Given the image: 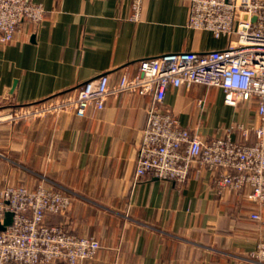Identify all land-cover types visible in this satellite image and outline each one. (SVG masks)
<instances>
[{"label":"crops","instance_id":"0c3cea01","mask_svg":"<svg viewBox=\"0 0 264 264\" xmlns=\"http://www.w3.org/2000/svg\"><path fill=\"white\" fill-rule=\"evenodd\" d=\"M35 1L45 8L43 21H24L12 42H0L2 109L72 92L101 74L115 85L145 58L228 43L189 28L187 0H142L136 19L134 0ZM150 103V96L123 93L84 116L0 123V189H35L46 179L71 192L69 213L48 221L99 239L97 254L83 264H258L249 255L264 242V204L248 199L249 185L219 193V172L198 163L184 184L135 178ZM165 105L205 139L259 123L256 102L227 105L216 86L170 87Z\"/></svg>","mask_w":264,"mask_h":264},{"label":"built area","instance_id":"2783aa9c","mask_svg":"<svg viewBox=\"0 0 264 264\" xmlns=\"http://www.w3.org/2000/svg\"><path fill=\"white\" fill-rule=\"evenodd\" d=\"M134 0V19L140 3ZM188 26L228 38L227 46L207 51H184L145 58L131 73L110 84L101 74L64 95L28 105L0 108V123H17L73 111L84 116L89 108L102 109L110 96L123 93L150 96L147 122L137 147L135 178L151 176L184 184L193 166L219 172L216 188L241 191L252 188L248 199L264 204V0H187ZM246 15V16H245ZM45 8L35 0H0V42H12L24 21L40 23ZM200 84L219 87L224 102L237 106L256 102L259 123L235 124L223 136L205 139L197 130L182 127L165 105L170 87ZM204 101H200L203 106ZM239 134L240 139L234 137ZM73 194L43 179L35 188L7 185L0 189V222L12 221L0 231V264H83L101 247L94 235L79 236L49 215H66ZM261 219L259 213L252 215ZM250 258L264 264V242Z\"/></svg>","mask_w":264,"mask_h":264},{"label":"water","instance_id":"95a60500","mask_svg":"<svg viewBox=\"0 0 264 264\" xmlns=\"http://www.w3.org/2000/svg\"><path fill=\"white\" fill-rule=\"evenodd\" d=\"M246 16V15H245ZM12 215L10 214V213H7L6 214V218H5V220H4V223H1L0 222V231L1 230H4L5 228H6V226L7 225H9L10 223H11V221H12V217H11Z\"/></svg>","mask_w":264,"mask_h":264},{"label":"trees","instance_id":"16d2710c","mask_svg":"<svg viewBox=\"0 0 264 264\" xmlns=\"http://www.w3.org/2000/svg\"><path fill=\"white\" fill-rule=\"evenodd\" d=\"M71 92V91H70ZM70 92H65V93H63V94H60V95H58V96H64V95H66V94H68V93H70ZM55 97H57V96H55ZM72 202H73V198H72ZM71 208H72V203H71V207L69 208V210L67 211V214L69 213V211L71 210ZM59 216H61V215H59ZM66 227V226H65ZM67 230H68V228H66ZM70 232V231H69Z\"/></svg>","mask_w":264,"mask_h":264},{"label":"rangeland","instance_id":"374dc122","mask_svg":"<svg viewBox=\"0 0 264 264\" xmlns=\"http://www.w3.org/2000/svg\"><path fill=\"white\" fill-rule=\"evenodd\" d=\"M20 122H23V121H20Z\"/></svg>","mask_w":264,"mask_h":264}]
</instances>
